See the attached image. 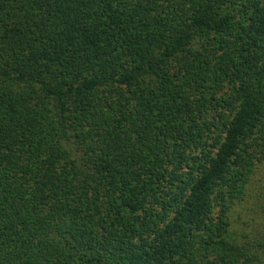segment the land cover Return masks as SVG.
Wrapping results in <instances>:
<instances>
[{
  "label": "trees",
  "instance_id": "trees-1",
  "mask_svg": "<svg viewBox=\"0 0 264 264\" xmlns=\"http://www.w3.org/2000/svg\"><path fill=\"white\" fill-rule=\"evenodd\" d=\"M263 164L264 0H0V264H264Z\"/></svg>",
  "mask_w": 264,
  "mask_h": 264
},
{
  "label": "rangeland",
  "instance_id": "rangeland-1",
  "mask_svg": "<svg viewBox=\"0 0 264 264\" xmlns=\"http://www.w3.org/2000/svg\"><path fill=\"white\" fill-rule=\"evenodd\" d=\"M258 172L256 185L248 192L244 201L236 204L234 213L237 216L235 227L239 229L241 222H247L246 231L250 238L260 237L259 235L264 237V164L259 166ZM238 215H241L242 221Z\"/></svg>",
  "mask_w": 264,
  "mask_h": 264
}]
</instances>
